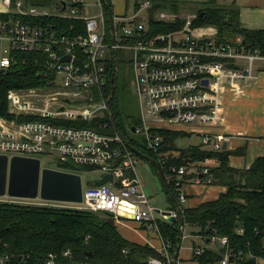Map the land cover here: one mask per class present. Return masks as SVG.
Segmentation results:
<instances>
[{
	"label": "built area",
	"instance_id": "obj_1",
	"mask_svg": "<svg viewBox=\"0 0 264 264\" xmlns=\"http://www.w3.org/2000/svg\"><path fill=\"white\" fill-rule=\"evenodd\" d=\"M0 74L25 68L28 57L34 55L42 83L37 88L8 92L9 117L0 116V155L39 159L41 169L77 173L70 166L98 170L102 177L112 175L106 185L83 187V202H50L40 197V204L63 210L109 213L115 225L127 220L151 237L146 244L162 254L142 264H174L170 243L161 234L159 223L168 217H177L178 208L158 213L151 197L145 191L138 171L140 157L131 144L118 132L108 133L109 123L97 122L110 114L111 94L107 88L114 82L113 49L133 54L134 88L140 105V123L135 133L142 135L146 148L159 155L158 163L168 168L169 183L174 181L179 210L186 196L182 192L187 176L193 174V184H212L213 160L192 162L186 166L171 165L174 150L163 151L164 133H195L197 128H214L221 121L222 94L225 88L245 85L257 77V64L264 61L257 50H248L243 38L220 41L215 27L194 28L196 16L187 19L179 13L157 10L154 20L172 23L185 20L181 29L170 33L149 35L148 11L151 0H140L132 15H116L115 0H98V15L87 14L85 0H0ZM113 10L115 44H112L108 9ZM146 10V19L142 11ZM55 20L80 21L84 33L69 35ZM76 31L77 26H73ZM94 124L85 126L84 124ZM194 129V130H193ZM193 130V131H192ZM201 144L211 152L223 150L228 137L222 133L202 131ZM173 151V152H172ZM45 156L52 166L42 164ZM68 161L70 164L66 163ZM8 198V199H6ZM7 194L0 202L25 205ZM36 200V199H33ZM75 205L69 206V205ZM84 205V207H78ZM167 213L168 215H166ZM123 222V223H122ZM135 230V229H134ZM135 231H140L138 228ZM244 234V230L237 229ZM153 234V235H152ZM158 242V246L154 243ZM219 242L221 248L229 245L227 237H212L210 244ZM264 244V243H263ZM211 249V248H207ZM205 248L195 246L194 256H201ZM18 258L6 254L0 264H10ZM253 260L252 263H249ZM21 257L19 262H25ZM42 264H90L76 261L70 250L49 253ZM220 264H264V256L252 252L247 255L227 251Z\"/></svg>",
	"mask_w": 264,
	"mask_h": 264
},
{
	"label": "trees",
	"instance_id": "obj_2",
	"mask_svg": "<svg viewBox=\"0 0 264 264\" xmlns=\"http://www.w3.org/2000/svg\"><path fill=\"white\" fill-rule=\"evenodd\" d=\"M105 1L113 9L112 0ZM139 1L135 0L136 10ZM161 9L178 13L181 7L175 2L154 1L153 7L148 11L149 35L170 33L181 29L185 24L183 19L172 23L155 21L154 14ZM2 17L0 14V18ZM49 21L58 22L66 34L84 33V23L80 21ZM73 26H77L76 31L72 29ZM193 27H215L218 29L217 38L223 42L241 36L243 45L248 50H257L264 56V30L243 28L239 9L235 4L220 6L216 0H208L198 11ZM25 56L28 57L25 68L0 74V116L2 117H9L7 99L9 91L31 89L39 87L42 83L39 68L34 65V55ZM119 72L120 66L115 72L113 84L107 88V94L114 91L111 101L112 114H106L97 122L109 123L107 132L115 134L112 116L115 117L119 132L131 146L141 155L158 162L159 155L148 150L145 142L140 143L132 136L131 129L140 123V118L120 109L116 98ZM84 125L94 126L88 123ZM181 136L182 133L177 132L164 133L165 146L162 152L176 150L175 141ZM232 154L233 152L227 149L211 152L199 147H191L180 150L178 157L170 156L167 160L168 167L171 165L179 167L186 166L187 159H191L192 162L211 159L216 164L210 171L212 184L226 188L216 200L205 202L196 208L183 209L185 222L198 227L199 235L206 236L207 239L212 237L229 239L226 248L218 251L206 249L199 257L192 255V260L198 264H220L227 251L234 254L242 252L245 255L252 252L257 256H264V156L256 159L247 169H235L229 164ZM150 165L158 175L155 166L152 163ZM163 172L168 176L166 166H163ZM170 185L177 199L174 181H171ZM167 195L170 207L175 208L177 202H173L170 195ZM159 228L164 240L170 243L171 255L179 253L183 237H179L178 226L161 221ZM238 228L244 230L243 235L237 233ZM67 250L71 251L76 261H86L90 264H142L151 257L163 258L162 254L150 245L125 238L109 213L0 202V257L6 254L16 256L18 259L10 264H42L49 253ZM21 257L26 261L19 262Z\"/></svg>",
	"mask_w": 264,
	"mask_h": 264
},
{
	"label": "crops",
	"instance_id": "obj_3",
	"mask_svg": "<svg viewBox=\"0 0 264 264\" xmlns=\"http://www.w3.org/2000/svg\"><path fill=\"white\" fill-rule=\"evenodd\" d=\"M118 1H121L123 3L122 6H124V12L119 13L118 14L119 16L124 14H129L128 8L130 7L131 9L133 8V12L131 14L134 13L135 0H130V1L115 0V5ZM151 1L153 2V5H154V1L168 2V3L175 2L179 4L181 9H187V8L197 9V13H198V11L203 7V3H206L208 0H151ZM216 1L219 4H221L220 2L229 1V3L224 6L235 4L239 9L240 22L243 28L248 30H264V1H262L261 3L260 2L253 3L251 1L250 2L245 1L242 4H238L236 0H216ZM261 6L262 8H260ZM161 10L172 12L169 9H161ZM178 13L180 14V12ZM197 13L195 16H197ZM256 73H257L256 75L257 78L251 81L250 83L224 89L221 100L222 101L221 121L214 128H205V129L197 128V131L201 130L197 133L193 131L194 129L192 130L193 133H189L190 132L189 130L192 129L189 128L187 133H182L181 137L197 134L201 139L200 133L205 130L211 132H218L226 135L228 137L227 150L233 152V154L230 156L229 164L232 168L235 169H247L255 162L256 159L264 156V61H261L257 64ZM176 143L177 140L175 141V146L177 149L174 150L175 151L174 153L180 155V150H184V149L179 148ZM191 147H199L202 150L210 151V148L203 147L201 143L198 144L197 146L186 147L185 149H189ZM239 151L241 153L235 154V152H239ZM192 177H193L192 173L187 176V181L184 183L182 188V192L186 196V202L181 206L182 209L196 208L205 202L216 200L222 193L226 191V188L220 185L193 184L190 181ZM168 207H169V203H168ZM169 209H171V207H169ZM123 226H127V224L125 223V225ZM136 229L137 228H135V230ZM136 233L134 232L137 239H128V240L137 243L146 244L147 239L151 237L148 234H145L143 237L140 231ZM195 234L199 238L202 239L204 238L202 235H199L198 232H196ZM137 235H140L141 237ZM209 240L210 239H206L205 241L206 245L209 243ZM158 245H159L158 242L155 241L154 246L157 247ZM195 246L201 247L198 245H194L193 249L195 248ZM185 258L183 257V259L181 260H185ZM178 259H179V255H178Z\"/></svg>",
	"mask_w": 264,
	"mask_h": 264
},
{
	"label": "rangeland",
	"instance_id": "obj_4",
	"mask_svg": "<svg viewBox=\"0 0 264 264\" xmlns=\"http://www.w3.org/2000/svg\"><path fill=\"white\" fill-rule=\"evenodd\" d=\"M37 0H32V2H36ZM238 4H242L245 1L248 2H262L264 0H236ZM86 2V9H87V14L90 15H98L101 11V7L99 6L98 0H85ZM221 4L217 3L220 6L227 5L229 1L226 2H220ZM123 3L121 1H118L115 5L114 12L116 15L119 13L124 12V6H122ZM262 8V6L260 7ZM3 8L0 3V11H2ZM129 15H132L131 13L133 12V8L131 9L128 8ZM143 20L146 19V13L147 11L144 10L141 12ZM197 13V9H192V8H187V9H181L180 10V15L183 16L184 18L188 17H193ZM131 52V51H130ZM127 52V51H120L119 52V58L120 61L118 62V66H120V72H119V79H118V90L116 94L117 101L119 102L120 109L121 111L129 114H134L137 115L140 118V105H139V100L138 96L135 92L134 88V81H135V74H134V65L132 60L133 54ZM118 70V67H117ZM37 88V87H35ZM33 89V88H32ZM116 130V129H115ZM117 132V131H116ZM133 138L137 139L140 143H144V137L142 135L138 134H133ZM201 143V139L197 134L189 135V136H183L177 140V146L181 149H185L186 147L190 146H197L198 144ZM42 164L45 166H52L50 162L46 159L45 156H41ZM66 163L70 164L68 161ZM57 163L54 162L53 166L51 168H56ZM72 168H76V170L80 173L81 178H82V183L83 187L86 188L89 185L95 184L97 181H99L102 177V173L98 170H90L85 167H80V166H71ZM138 171L140 174V177L142 179V182L144 183L145 186V191L148 194L149 197H151L152 204L154 207L158 210L161 211H166L169 209L168 207V195L164 191L163 185L160 181L159 176L153 171L150 163L146 160L140 159L139 164H138ZM8 199V198H6ZM21 202H24L26 205L27 203H33V204H40L42 203L41 200L36 199V200H20ZM76 207L75 205H69ZM78 207H84V205H78ZM123 223V222H122ZM127 226L123 225H118L117 228L119 229L120 233L127 239H137L135 228H138L140 230V233L144 237L146 234L143 229L138 227V224L131 221L127 220L125 222ZM116 224V223H115ZM199 228L195 226H191L189 224H186L185 227L183 228L184 232V238L182 240L181 244V251L179 252V259L178 263L179 264H197L193 262L191 259L192 254H193V246L198 245L204 247L205 249L211 248L214 251H218L220 249H223L220 247L219 242L217 241L214 244L208 243L206 245V236H203L204 238H199L196 235L194 236V233L199 232ZM137 234V233H136ZM153 235V234H152ZM141 237L140 235H137ZM142 244V243H141ZM206 245V246H205ZM185 258V260H181ZM191 260V261H190Z\"/></svg>",
	"mask_w": 264,
	"mask_h": 264
},
{
	"label": "water",
	"instance_id": "obj_5",
	"mask_svg": "<svg viewBox=\"0 0 264 264\" xmlns=\"http://www.w3.org/2000/svg\"><path fill=\"white\" fill-rule=\"evenodd\" d=\"M105 1V0H103ZM108 20L110 23V31L113 37L112 44H115V27H114V14L112 9L107 11ZM114 67L117 69L118 53L113 49ZM114 96V91L111 93V100L109 105L110 113L112 114L111 101ZM113 124L116 131L125 140V137L118 130V123L115 117L112 116ZM135 133V127L131 129ZM127 144L129 142L125 140ZM227 149V143L224 144L223 150ZM136 151V150H135ZM136 153L144 158L149 163H152L157 169L158 176L163 185L164 190L170 195L173 202H177L175 193L173 192L170 183L168 182L160 164L151 158L141 155L138 151ZM113 181L112 175H106L97 181V186L106 185ZM8 195L13 198L21 199H37L40 197L44 201L50 202H68V203H82L83 202V183L80 174L55 170L50 168L41 169V162L39 159L13 157L10 161L7 156L0 155V197ZM177 217H168V221L176 224L179 230V237L184 235L183 228L186 224L181 211L179 210L178 203ZM160 211L158 210V213ZM168 215L167 213H165ZM178 255L173 256L174 264H178ZM91 256V254H89ZM250 260L249 263H252Z\"/></svg>",
	"mask_w": 264,
	"mask_h": 264
},
{
	"label": "flooded vegetation",
	"instance_id": "obj_6",
	"mask_svg": "<svg viewBox=\"0 0 264 264\" xmlns=\"http://www.w3.org/2000/svg\"><path fill=\"white\" fill-rule=\"evenodd\" d=\"M174 191V190H173ZM176 191V190H175Z\"/></svg>",
	"mask_w": 264,
	"mask_h": 264
}]
</instances>
